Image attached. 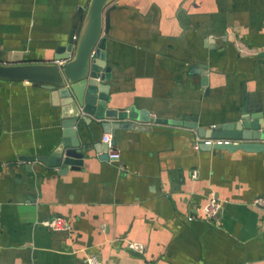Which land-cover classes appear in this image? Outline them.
<instances>
[{
  "label": "crops",
  "instance_id": "crops-1",
  "mask_svg": "<svg viewBox=\"0 0 264 264\" xmlns=\"http://www.w3.org/2000/svg\"><path fill=\"white\" fill-rule=\"evenodd\" d=\"M91 0H0V63H37L83 33ZM110 106L201 125L264 110V0H112ZM213 39L216 50L205 49ZM211 45V44H210ZM219 50V51H218ZM209 55L207 81L193 67ZM205 59V58H204ZM0 264H264V152L196 149L192 132L144 124L116 131L118 161L92 148L57 173L59 110L43 84L0 78ZM91 126V125H90ZM97 128L96 141L106 133ZM198 170V178L193 171ZM211 193L222 201L209 220ZM61 216L71 231L39 221ZM129 241L145 244L138 253Z\"/></svg>",
  "mask_w": 264,
  "mask_h": 264
},
{
  "label": "water",
  "instance_id": "water-1",
  "mask_svg": "<svg viewBox=\"0 0 264 264\" xmlns=\"http://www.w3.org/2000/svg\"><path fill=\"white\" fill-rule=\"evenodd\" d=\"M112 0H91L83 33L78 38L74 29L67 44L58 45L53 54L37 63H0V78L43 84L49 91L54 106L61 117V138L49 154L21 155L32 171V162L64 174L69 170H79L93 148L103 152L102 159L109 160V145L96 141L97 128L112 133V143L116 144L119 129H144V124H166L192 132L196 144L198 138L201 150H225L235 152H264V110L250 111L243 108L237 118L213 127L201 125L199 117L186 115L183 119H169L153 116L150 111L131 105L123 109L112 107L111 83L112 67L107 64V44L111 23L110 13L116 5ZM211 44V45H210ZM205 49L216 50L213 39L204 40ZM219 51V50H218ZM262 53L260 56H263ZM205 58V59H204ZM200 61L193 67V73L204 75L205 82L209 70V55L197 53ZM91 125V126H90ZM2 120L0 117V134ZM207 140H226L212 143Z\"/></svg>",
  "mask_w": 264,
  "mask_h": 264
},
{
  "label": "built area",
  "instance_id": "built-area-1",
  "mask_svg": "<svg viewBox=\"0 0 264 264\" xmlns=\"http://www.w3.org/2000/svg\"><path fill=\"white\" fill-rule=\"evenodd\" d=\"M112 140H113V136L111 134H105L102 137V141L109 145V150H108L109 161L114 162V161L120 160L121 151L118 149L116 144L112 143ZM200 141H203V140L198 138L195 144L196 149H200L199 148ZM207 141L212 142V143H216V142L223 143V141H226V140H207ZM198 176H199V171L194 170L193 177L198 178ZM253 205L264 207V197L262 196L256 197L253 200ZM221 209H222V201L216 196L215 193H211L207 207H206L207 218L209 220L215 219L220 213ZM0 221H1V216H0ZM37 223H39L42 226L48 227L54 231H71L72 230L71 223L67 219L61 216H55L49 219L39 221ZM127 246L130 249L138 253L145 252V244L142 242L129 241L127 243ZM85 262L86 264H103V261H101L96 255H92V254H87L85 258Z\"/></svg>",
  "mask_w": 264,
  "mask_h": 264
}]
</instances>
